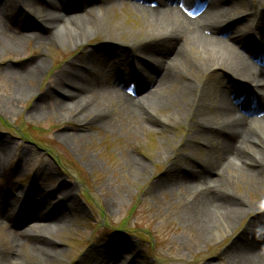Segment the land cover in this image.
<instances>
[{"label": "bare ground", "instance_id": "6f19581e", "mask_svg": "<svg viewBox=\"0 0 264 264\" xmlns=\"http://www.w3.org/2000/svg\"><path fill=\"white\" fill-rule=\"evenodd\" d=\"M130 1V8L149 17L139 24L137 39L118 44L106 35L111 22L105 25L103 16L112 7L102 8L104 0H0V58L20 53L25 42L44 48L80 47L97 34L108 37L99 57L103 64L99 67L93 51L87 52L83 64L88 67L80 64L74 71L55 73L39 106L51 102L49 112L60 116L74 112L79 123H95L103 129L116 131L121 126L128 139L137 130L166 127L167 119L151 114L160 108L187 122L189 138L204 151L198 155L177 151L168 173H178V178L170 188L182 189V195L189 198L184 205L185 220L199 238L208 240L217 227L233 230L255 211L256 201L248 198L251 195L260 194L264 207V14L244 10L248 2L262 6L264 0ZM36 17L43 21L42 31L29 30ZM235 24L242 26L232 32ZM113 28L120 27L115 24ZM48 68L46 58L30 59L16 67L5 64L16 85L12 101L29 99L32 88L28 83L41 79ZM95 68L102 77H97ZM217 71L224 76L210 81ZM136 84L147 87L139 97L132 94ZM35 107L31 114L44 112ZM81 140L78 134L71 137L74 145ZM10 154L7 143H0V166ZM23 162L20 159L16 169ZM86 163L96 165L89 157ZM127 163L135 170L146 168L134 157L128 156ZM53 174L59 182L53 192L34 187L25 192L35 197L31 205L17 210L18 199L0 200V218L22 226L21 235L10 243L14 250L0 248V264H22L19 255L26 242L31 243L37 260L50 261L58 250L51 231L73 212L84 211L70 195V182ZM33 180L37 182V174ZM238 187L246 196L236 192ZM260 230H264L261 219L249 221L226 251L229 264H264ZM124 254L116 249L102 264H127Z\"/></svg>", "mask_w": 264, "mask_h": 264}, {"label": "rangeland", "instance_id": "374dc122", "mask_svg": "<svg viewBox=\"0 0 264 264\" xmlns=\"http://www.w3.org/2000/svg\"><path fill=\"white\" fill-rule=\"evenodd\" d=\"M104 1L102 8L112 7V11L103 16L105 25L111 22L106 35L118 44L126 43L130 38L137 39L139 24L149 15L130 8V0ZM244 10L264 14V4L259 6L257 2H248ZM26 11L32 13L31 9ZM115 24L120 28L114 29ZM241 26L235 24L232 32ZM43 27L42 19L36 17L29 30L42 31ZM106 38L97 34L90 43L80 47L44 48L33 41L25 42L20 53H6L0 58V143H7L11 151L8 160L0 166V200L18 199L17 210L31 205L35 197L26 196L25 192L33 187L53 192L59 185L53 174L57 172L73 186L70 195L84 209L83 212H73L65 223L51 231L58 250L50 261L37 260L31 243L26 242L19 255L21 263L102 264L110 253L122 249L127 264H229L226 251L250 220L258 218L264 222V207L259 200L260 194L251 195L248 198L256 201L255 211L233 230L217 227L208 240L197 236V230L185 220L184 205L189 198L182 195V189L175 186L173 191L170 188L178 173L173 174L175 176L168 173L177 151H183L185 155H198L204 151L194 138H189L187 122L177 119L167 108H160L151 114L167 119L166 127L149 131L135 129L136 136L128 139L127 130L121 126L116 131L103 129L95 123H79L81 120L73 118L74 112H62L61 116L49 112L53 107L51 102L39 106V100L55 73H65L70 68L74 71L83 64L90 51H93L92 57L99 67L103 64L99 57L104 53L105 42L109 41ZM34 58H46L48 71L41 79L28 83L32 88L29 99L13 102L16 85L4 65L16 67ZM93 70L97 77L103 76L98 68ZM213 75V78L210 76L213 82H216V76H224L221 71ZM146 89L144 85L136 84L132 94L139 97ZM34 107L44 109V112L33 115ZM138 108L143 110L141 106ZM74 134L82 136L77 145L71 141ZM164 152L172 157L166 159ZM128 156L142 161L146 168L141 171L133 169L127 163ZM88 157L95 166L86 163ZM20 159L24 162L20 169H16ZM35 174L37 182L33 180ZM236 192L246 196L241 187ZM61 196L55 195L52 202H57ZM21 230L18 221L0 218V248L12 252L14 248L10 243L16 235H21ZM259 234L264 235V230Z\"/></svg>", "mask_w": 264, "mask_h": 264}]
</instances>
